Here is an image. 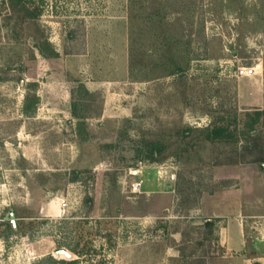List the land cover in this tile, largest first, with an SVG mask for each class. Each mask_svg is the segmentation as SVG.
Instances as JSON below:
<instances>
[{"label":"rangeland","instance_id":"rangeland-1","mask_svg":"<svg viewBox=\"0 0 264 264\" xmlns=\"http://www.w3.org/2000/svg\"><path fill=\"white\" fill-rule=\"evenodd\" d=\"M261 83L264 0H0V264L210 252L189 209L241 164L264 172ZM217 126L233 137L208 140ZM255 183L240 200L264 212Z\"/></svg>","mask_w":264,"mask_h":264},{"label":"crops","instance_id":"crops-1","mask_svg":"<svg viewBox=\"0 0 264 264\" xmlns=\"http://www.w3.org/2000/svg\"><path fill=\"white\" fill-rule=\"evenodd\" d=\"M260 85L261 87H257L255 92L260 94V100L263 102L264 89L262 83ZM241 165L243 167L239 168L242 172L219 177L218 180H222V186L220 185L211 194L204 193L197 206L189 209L190 212L198 210L202 216V221L196 224L207 226V221L212 223L210 228L213 238L209 245L211 251L203 252L195 257L186 252L175 251L172 246H169L167 248L168 264H193V259L196 260L195 264H264V246L260 245L264 244L262 240L264 212L256 208H247L244 201L240 200V193L245 191L247 193L250 183L256 181L251 185L254 187L264 184V172L255 171L257 167L253 164ZM246 170L251 174H247ZM205 194L212 198L222 196L215 202L210 212H205L202 206ZM205 243L206 241H202L201 246Z\"/></svg>","mask_w":264,"mask_h":264},{"label":"trees","instance_id":"trees-1","mask_svg":"<svg viewBox=\"0 0 264 264\" xmlns=\"http://www.w3.org/2000/svg\"><path fill=\"white\" fill-rule=\"evenodd\" d=\"M30 93L27 94V96L25 97V106H24V112L25 113H30V104H29V98H30ZM258 117H260L261 115H264V111H261L260 113L258 112L256 114ZM255 123V122H253ZM183 132L185 131H177V134H183ZM206 138L208 140H212V141H219V140H227L233 137V134L231 132L228 131V128L225 126H217V127H213L210 130H206ZM113 146V145H110ZM163 147L162 144H155L153 145V147L151 148L150 152H149V157L152 159H156L155 155L157 154V152H159L161 150V148ZM186 200H188L186 198ZM211 222H206V225L208 227H211ZM8 230H10V232L15 231V227L11 224L8 225ZM4 236V235H3ZM53 262H55L52 259ZM63 264H73V261H66V260H62Z\"/></svg>","mask_w":264,"mask_h":264},{"label":"built area","instance_id":"built-area-1","mask_svg":"<svg viewBox=\"0 0 264 264\" xmlns=\"http://www.w3.org/2000/svg\"><path fill=\"white\" fill-rule=\"evenodd\" d=\"M257 72V68H249V69H242L241 73L245 74V75H252L254 73ZM141 165V163H140ZM138 168L135 169H131L130 170V174L137 176L135 178V180H133L132 182L129 183L128 185V190L129 193L132 195H136L142 192V187H143V183H144V179L142 177L143 175V169L142 166H140ZM163 169H161L160 171H158L159 175L163 177L165 171H162ZM263 243H264V236L262 237Z\"/></svg>","mask_w":264,"mask_h":264},{"label":"water","instance_id":"water-1","mask_svg":"<svg viewBox=\"0 0 264 264\" xmlns=\"http://www.w3.org/2000/svg\"><path fill=\"white\" fill-rule=\"evenodd\" d=\"M264 166V165H263ZM14 213H11L10 214V217L11 218H14ZM56 254L57 255H59V256H64L66 259H72V255H71V253L70 252H68L67 250H65V249H59V250H57L56 251Z\"/></svg>","mask_w":264,"mask_h":264},{"label":"flooded vegetation","instance_id":"flooded-vegetation-1","mask_svg":"<svg viewBox=\"0 0 264 264\" xmlns=\"http://www.w3.org/2000/svg\"><path fill=\"white\" fill-rule=\"evenodd\" d=\"M14 227H16V225L14 224Z\"/></svg>","mask_w":264,"mask_h":264}]
</instances>
